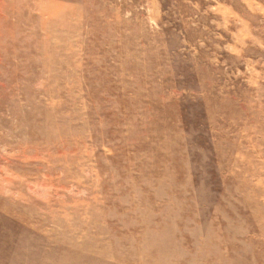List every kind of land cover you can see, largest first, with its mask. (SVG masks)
<instances>
[{"label":"rangeland","instance_id":"1","mask_svg":"<svg viewBox=\"0 0 264 264\" xmlns=\"http://www.w3.org/2000/svg\"><path fill=\"white\" fill-rule=\"evenodd\" d=\"M43 1L0 0V178L78 138L110 194L137 196L136 216L151 204L169 213L173 240L200 227L206 239L216 218L264 238V0H53L66 8L52 17ZM45 171L25 179L26 194L73 197ZM164 178L190 194L178 217ZM15 220L0 210V264L20 244Z\"/></svg>","mask_w":264,"mask_h":264},{"label":"bare ground","instance_id":"2","mask_svg":"<svg viewBox=\"0 0 264 264\" xmlns=\"http://www.w3.org/2000/svg\"><path fill=\"white\" fill-rule=\"evenodd\" d=\"M45 1L47 6L42 8L43 13L49 14L50 17L57 15L59 8L62 9L64 6L53 0ZM68 7L67 9H71ZM73 8L76 9V7ZM27 19L29 20V17ZM31 19L30 22L32 21ZM208 100H211L208 102V107L212 112L221 111L225 113V101ZM128 109L127 107V112L129 111ZM160 109H164L163 106ZM68 117H66V120ZM127 126L126 128L130 127ZM36 131H39L38 128ZM56 135L53 136L56 137ZM122 136L120 135L121 142H123ZM126 136L124 137L125 139ZM79 142L77 138L73 140V144L71 143V145L64 143L63 149L53 147L49 143V146L42 147L46 157L44 160L42 158L40 164L20 166L16 163L13 165L16 169H14L15 173L7 171L9 176H13L12 179L3 176V178H0V210L7 213L10 219H16L15 221L21 225L18 231L20 244L16 253L11 258V264H48V260L50 259L58 260L60 264H260V261H264V238L253 239L249 230L246 229L248 231L246 233L244 227L233 225L228 220L227 226L219 225L217 218L207 225L208 236L206 239L200 238L203 231L202 227L198 228L194 233L193 230L185 227L186 232L189 230L191 236L188 235L189 232L187 234H182L181 232L184 238L182 240H173L171 237L173 236L172 232H174V229L168 224L169 213L163 214L165 216H161L162 214L160 213L159 217L152 215L155 213V206L151 204L149 208H146L145 211H140L139 213L141 214L136 216L138 208H134V200L137 196L128 192H120L115 196L110 194L107 185L105 184L104 186L103 180L98 176L99 171L95 168V161H91L89 146L85 144L82 147V151L79 147ZM81 143L83 144V142ZM84 148H86V151H84ZM115 150L118 149L116 148ZM97 160L99 161V159ZM41 170H46V173H43L44 176L55 177L56 182L59 183L62 189L68 190L73 197L59 202L55 199H47L51 195L42 198V200L29 196L30 193H27V195L25 193L27 190L24 191L25 179L34 177L36 174L32 176L33 172H41ZM93 172H95L96 177L88 175ZM164 181L167 193L177 203V208L175 209L173 201V207L169 206L171 208L168 211L178 217L179 211H182L181 209L183 208H188L191 204L192 201L190 202V199H188L190 194L185 193L183 189L181 191L177 188V180L172 178L165 180L164 178ZM186 184L190 187L188 183ZM174 186L176 188L175 191H173ZM142 188L145 189L143 186ZM19 189L20 191H18ZM184 189L186 188L184 187ZM61 197L63 198V196ZM185 197L187 200H184ZM104 199L111 200L113 206L108 209L100 207L99 202ZM116 203L123 205V208H116ZM181 217L179 216V219ZM191 220L188 219L187 222ZM173 228L176 229V224H173ZM262 229L264 232V226ZM183 232L185 231L183 230ZM177 238H179L178 235ZM199 242H206L207 244L198 246ZM53 243L55 244L52 245ZM224 245L228 246L227 250H225ZM197 246L200 248L198 249ZM250 252L253 255H249ZM2 260L3 257L0 258V262Z\"/></svg>","mask_w":264,"mask_h":264}]
</instances>
